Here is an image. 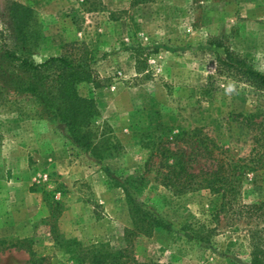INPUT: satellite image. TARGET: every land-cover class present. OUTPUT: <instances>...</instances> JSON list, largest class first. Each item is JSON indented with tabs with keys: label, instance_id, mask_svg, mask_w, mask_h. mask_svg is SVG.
<instances>
[{
	"label": "rangeland",
	"instance_id": "rangeland-1",
	"mask_svg": "<svg viewBox=\"0 0 264 264\" xmlns=\"http://www.w3.org/2000/svg\"><path fill=\"white\" fill-rule=\"evenodd\" d=\"M12 3L31 10L35 63L70 47L90 52L105 85H82L79 93L94 99V124L107 126L120 150L95 159L56 120L39 118L29 106L23 113L0 109V264H30L32 253L45 264H67V240L123 246L132 221L116 184L128 179L139 187L133 192L138 204L171 226L138 237L137 260L250 264L249 230L257 221L238 207L215 219L219 197L163 186L156 164L145 168L144 134L157 123L175 132L201 127L237 155L248 154L250 132L227 118L264 110V98L218 75L223 53L212 42L264 73V0H0V30L9 27ZM247 178L239 203H264V170ZM191 223L211 230L209 244L196 245L182 230Z\"/></svg>",
	"mask_w": 264,
	"mask_h": 264
},
{
	"label": "trees",
	"instance_id": "trees-1",
	"mask_svg": "<svg viewBox=\"0 0 264 264\" xmlns=\"http://www.w3.org/2000/svg\"><path fill=\"white\" fill-rule=\"evenodd\" d=\"M7 16L9 27L0 30V109L23 113L29 106L39 118L63 125L71 141L95 159L115 155L120 150L119 143L108 136L107 126L94 124L99 114L94 99L79 93L82 85L96 88L105 85L93 69L90 52L83 46L70 47L59 56L35 63L29 57L33 42L31 10L12 3ZM212 46L223 53L217 57L218 75L232 83H246L264 98V73L217 40ZM211 82L203 90L207 95L213 91ZM227 121L250 132L251 148L247 155L239 156L235 149L217 143L205 128L175 132L157 123L144 134L150 151L145 168L149 171L156 164L155 172L162 176L163 186L175 194L206 190L219 197L215 219L238 207L240 213L257 221V227L249 230V263L264 264V203L238 201L247 177L264 170V110L233 114ZM199 160L203 164L196 169ZM116 185L123 189L132 221V228L123 232V246H84L76 240H67L63 244L69 256L67 264H164L137 260L133 254L134 241L140 236L150 237L156 230L170 231L171 226L145 211L133 198V192L139 190L135 179ZM182 230L198 246L210 243L212 232L202 224L191 223ZM34 257L32 253L30 264H45L46 258Z\"/></svg>",
	"mask_w": 264,
	"mask_h": 264
}]
</instances>
